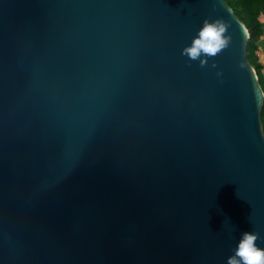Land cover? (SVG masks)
Returning a JSON list of instances; mask_svg holds the SVG:
<instances>
[{"label":"water","instance_id":"water-1","mask_svg":"<svg viewBox=\"0 0 264 264\" xmlns=\"http://www.w3.org/2000/svg\"><path fill=\"white\" fill-rule=\"evenodd\" d=\"M206 24L225 42L192 57ZM249 39L225 0H0V264L264 249Z\"/></svg>","mask_w":264,"mask_h":264},{"label":"clouds","instance_id":"clouds-1","mask_svg":"<svg viewBox=\"0 0 264 264\" xmlns=\"http://www.w3.org/2000/svg\"><path fill=\"white\" fill-rule=\"evenodd\" d=\"M222 32V26L206 24L201 29L198 38L195 39L193 46L185 51L192 57L198 56L201 50L207 53L217 52L225 42L221 36ZM256 240V233L245 232L238 244L236 254L230 258L229 264H264V249L257 247Z\"/></svg>","mask_w":264,"mask_h":264},{"label":"trees","instance_id":"trees-1","mask_svg":"<svg viewBox=\"0 0 264 264\" xmlns=\"http://www.w3.org/2000/svg\"><path fill=\"white\" fill-rule=\"evenodd\" d=\"M234 10L236 15L246 25L250 33L247 46V57L255 67L259 76V82L264 91V65L259 63L261 54L259 43L264 37V0H225ZM262 121L264 128V106L262 109Z\"/></svg>","mask_w":264,"mask_h":264},{"label":"rangeland","instance_id":"rangeland-1","mask_svg":"<svg viewBox=\"0 0 264 264\" xmlns=\"http://www.w3.org/2000/svg\"><path fill=\"white\" fill-rule=\"evenodd\" d=\"M261 22L264 23V17L261 18ZM259 46H260V51H261V54L259 57V63L261 65H264V37L261 39Z\"/></svg>","mask_w":264,"mask_h":264}]
</instances>
